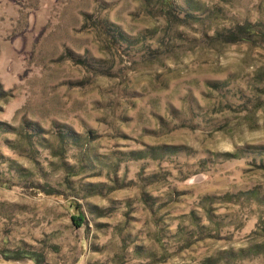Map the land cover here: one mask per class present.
<instances>
[{"label": "rangeland", "instance_id": "374dc122", "mask_svg": "<svg viewBox=\"0 0 264 264\" xmlns=\"http://www.w3.org/2000/svg\"><path fill=\"white\" fill-rule=\"evenodd\" d=\"M5 250L264 264V0H0Z\"/></svg>", "mask_w": 264, "mask_h": 264}, {"label": "trees", "instance_id": "16d2710c", "mask_svg": "<svg viewBox=\"0 0 264 264\" xmlns=\"http://www.w3.org/2000/svg\"><path fill=\"white\" fill-rule=\"evenodd\" d=\"M251 26H241L238 25L234 29L228 32L227 40L230 42H237L239 40H244L246 38L251 37V33H249ZM53 193L54 191H50ZM3 255L7 258L13 259H21L22 257H31L37 264H42L43 256L39 253L34 251H27V250H17V251H10L5 250L3 251Z\"/></svg>", "mask_w": 264, "mask_h": 264}]
</instances>
